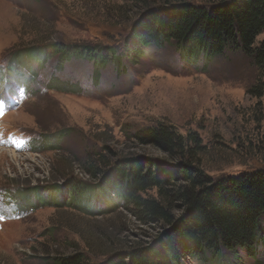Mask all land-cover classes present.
I'll list each match as a JSON object with an SVG mask.
<instances>
[{"label":"rangeland","instance_id":"obj_1","mask_svg":"<svg viewBox=\"0 0 264 264\" xmlns=\"http://www.w3.org/2000/svg\"><path fill=\"white\" fill-rule=\"evenodd\" d=\"M142 11L135 0H0V264H54L77 255L82 264H102L154 240L162 228L141 224L122 207L101 214L108 200L68 206L65 188L47 190L62 187L72 172L89 180L81 164L99 156L168 160L134 141L142 129L197 133L214 179L264 169V66L240 50L190 62L173 44L149 47L131 63L124 41ZM263 42L264 32L256 45ZM44 43L112 48L115 59L99 70L81 57L43 62ZM181 264H264V245Z\"/></svg>","mask_w":264,"mask_h":264},{"label":"trees","instance_id":"obj_2","mask_svg":"<svg viewBox=\"0 0 264 264\" xmlns=\"http://www.w3.org/2000/svg\"><path fill=\"white\" fill-rule=\"evenodd\" d=\"M135 3L144 11L124 41L123 52L131 63H138L149 47L173 44L190 62L201 58L208 62L228 50H240L264 66V42L256 45L264 32V0H221L212 6L183 0ZM38 51L43 62L58 57L63 64L81 57L98 70L115 59V51L105 47L44 43ZM133 138L169 159L129 154L109 161L99 156L81 164L89 180L72 172L62 187L47 188L49 193L65 188L69 200L64 205L81 207L88 199L108 200L111 206L101 214L122 207L141 224L162 228L151 242L114 252L102 264H181L185 257L217 259L227 252L251 253L264 245V169L214 179L203 166L206 147L197 133L182 135L171 126L158 125L136 132ZM152 190L157 197H147ZM93 209L86 206L83 211L93 214ZM82 262L77 255L54 264Z\"/></svg>","mask_w":264,"mask_h":264},{"label":"snow or ice","instance_id":"obj_3","mask_svg":"<svg viewBox=\"0 0 264 264\" xmlns=\"http://www.w3.org/2000/svg\"><path fill=\"white\" fill-rule=\"evenodd\" d=\"M2 107H3V106H2V105H0V109H2Z\"/></svg>","mask_w":264,"mask_h":264}]
</instances>
